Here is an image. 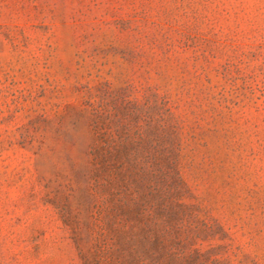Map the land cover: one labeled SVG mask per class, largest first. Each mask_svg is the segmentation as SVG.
Instances as JSON below:
<instances>
[{"label":"rangeland","instance_id":"rangeland-1","mask_svg":"<svg viewBox=\"0 0 264 264\" xmlns=\"http://www.w3.org/2000/svg\"><path fill=\"white\" fill-rule=\"evenodd\" d=\"M0 264H264V0H0Z\"/></svg>","mask_w":264,"mask_h":264}]
</instances>
